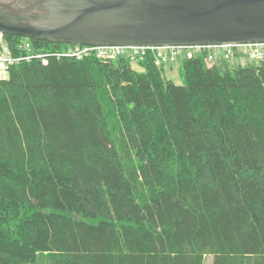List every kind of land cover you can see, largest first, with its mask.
I'll return each instance as SVG.
<instances>
[{"label":"trees","instance_id":"trees-1","mask_svg":"<svg viewBox=\"0 0 264 264\" xmlns=\"http://www.w3.org/2000/svg\"><path fill=\"white\" fill-rule=\"evenodd\" d=\"M32 40L0 76V264H264V60L178 84Z\"/></svg>","mask_w":264,"mask_h":264},{"label":"water","instance_id":"water-1","mask_svg":"<svg viewBox=\"0 0 264 264\" xmlns=\"http://www.w3.org/2000/svg\"><path fill=\"white\" fill-rule=\"evenodd\" d=\"M0 32L75 45L264 42V0H29Z\"/></svg>","mask_w":264,"mask_h":264},{"label":"built area","instance_id":"built-area-1","mask_svg":"<svg viewBox=\"0 0 264 264\" xmlns=\"http://www.w3.org/2000/svg\"><path fill=\"white\" fill-rule=\"evenodd\" d=\"M237 48L253 59L264 60V42L162 46L69 45L65 50H58L54 53L58 56L66 54L78 58L89 54H95L100 58L125 55L130 57L133 62H138L151 52L154 55L155 64L158 66H169L175 63L180 55L183 56L182 58L200 55L209 65H214L213 62L218 57L229 59ZM35 57L43 56L35 52V44L32 39L26 38L19 42H13L9 41L5 33H0V70L8 71L11 65L21 61H30Z\"/></svg>","mask_w":264,"mask_h":264},{"label":"rangeland","instance_id":"rangeland-1","mask_svg":"<svg viewBox=\"0 0 264 264\" xmlns=\"http://www.w3.org/2000/svg\"><path fill=\"white\" fill-rule=\"evenodd\" d=\"M9 41H11V39H9ZM182 57H183L182 55L179 56L178 60L175 63H173L172 68L170 67V65L167 67V72L169 77H171L178 84L184 83V75L181 70ZM261 62H262L261 59H253L249 57L247 53H244L242 50L237 48L236 52L229 59H222L221 57H218L213 63H215L218 66L221 72H224L225 70L234 72L235 69L239 68L240 66H245V65L258 66L261 64ZM134 66H137L136 62H134ZM7 74L8 72L6 70L3 69L0 70V75L4 76ZM213 260H214V256L212 254H209L206 257L205 264H213Z\"/></svg>","mask_w":264,"mask_h":264},{"label":"flooded vegetation","instance_id":"flooded-vegetation-1","mask_svg":"<svg viewBox=\"0 0 264 264\" xmlns=\"http://www.w3.org/2000/svg\"><path fill=\"white\" fill-rule=\"evenodd\" d=\"M0 6L8 8L14 12L18 9H28L32 6L29 0H0ZM23 37V36H19Z\"/></svg>","mask_w":264,"mask_h":264}]
</instances>
